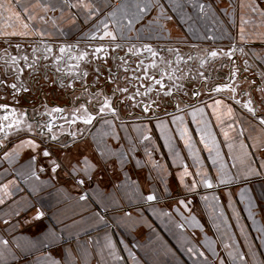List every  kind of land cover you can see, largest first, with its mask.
<instances>
[{
	"label": "crops",
	"instance_id": "obj_1",
	"mask_svg": "<svg viewBox=\"0 0 264 264\" xmlns=\"http://www.w3.org/2000/svg\"><path fill=\"white\" fill-rule=\"evenodd\" d=\"M85 38L231 44L239 83L162 113L75 91L94 116L69 138L6 103L0 264H264V0H0L14 70Z\"/></svg>",
	"mask_w": 264,
	"mask_h": 264
},
{
	"label": "flooded vegetation",
	"instance_id": "obj_2",
	"mask_svg": "<svg viewBox=\"0 0 264 264\" xmlns=\"http://www.w3.org/2000/svg\"><path fill=\"white\" fill-rule=\"evenodd\" d=\"M180 44L89 41L86 38V40L70 45L75 50L70 49V51L79 53L81 50L84 56H91L95 61L90 65H96L97 70L103 73L99 77H96L95 73L92 74L93 78L96 77L95 85L88 87L100 89L97 93H104L99 96L95 95L96 99L92 101L95 103L120 102L133 114L147 110L162 113L168 107L188 105L195 100L230 89L229 86H237L239 82L236 78L235 59L240 54L235 47L230 46L231 44L227 43L230 47L219 43L214 45ZM87 46L93 49H86ZM54 47H45V52L46 50L51 52ZM66 48V45L61 48L63 56H65ZM14 49L22 50V56L27 50L26 47L18 45L14 46ZM16 57L18 56L10 53L0 54V59H6L13 66L18 62ZM230 58L234 61L228 82L224 76H227L225 73L229 70L227 64L231 62ZM103 64L106 65L104 66L106 71L100 67ZM3 65L0 63V69ZM99 83L101 85H98ZM0 87L4 88L3 85ZM7 90L15 93L17 86L7 85ZM73 100H76L75 108L67 118L62 116L57 118L53 115L41 121L35 116V131L41 135L51 134L52 131L65 135L67 132L68 138L70 135H75L76 123L79 124L84 120V115L91 113L94 116V113L86 106L78 107L80 101H85L83 98L77 96ZM15 125L23 129L19 123L10 127ZM3 134L4 126L0 123V139Z\"/></svg>",
	"mask_w": 264,
	"mask_h": 264
},
{
	"label": "water",
	"instance_id": "obj_3",
	"mask_svg": "<svg viewBox=\"0 0 264 264\" xmlns=\"http://www.w3.org/2000/svg\"><path fill=\"white\" fill-rule=\"evenodd\" d=\"M62 46H55L51 52H48V50L45 52V49L41 48L36 54L25 60L24 67L26 70L20 68L18 71L8 73L6 69L2 72V69H0V86H17L15 93L8 92L5 88L0 87V112L1 107L12 110L6 103L20 107L22 106V102L27 105L36 104L37 118L41 119V121L53 115H56L57 118L60 116L67 118L73 112L75 102L71 93L84 90L83 87L85 86L95 85L96 77L103 75V73L97 70L96 65H90L91 62L95 61L94 58L84 56L81 50L79 53L72 52L75 50L71 46L66 45V53L63 56L61 54ZM32 49L36 50V48ZM70 49L73 50L70 51ZM86 49L93 48L87 46ZM229 61H231L227 64L229 70L225 73L227 76H224L228 82L234 60L230 58ZM235 62H237L236 59ZM104 66L106 65L103 64L100 67L106 71ZM90 70L92 72H89ZM249 71L251 73L254 72L252 68H249ZM93 73L96 74L94 78ZM8 80H11V82H8ZM246 81L255 82V79L249 72H247ZM260 105L264 109V97L260 100ZM21 108L22 110L27 109L28 112L30 111L26 106ZM55 109H60V111H55Z\"/></svg>",
	"mask_w": 264,
	"mask_h": 264
},
{
	"label": "rangeland",
	"instance_id": "obj_4",
	"mask_svg": "<svg viewBox=\"0 0 264 264\" xmlns=\"http://www.w3.org/2000/svg\"><path fill=\"white\" fill-rule=\"evenodd\" d=\"M200 28H202V31H203V27L201 26V27H199V29ZM197 29H198V27H197ZM172 30V29H171ZM93 39H96V38H93ZM83 40H86V38L85 39H83ZM16 45H18V44H6V43H3V44H0V54H4V53H10V54H13V55H16V56H19L20 55V57L22 58V51H18V50H16V49H14V46H16ZM19 45H21V44H19ZM167 45H181V44H167ZM21 46H24V47H26L27 48V50H28V45H21ZM69 47H70V45H68ZM0 63H2V64H4L3 65V67H2V71L3 70H5L6 69V71L8 72V73H12V72H14V71H18V69L17 70H14L13 68H11V66H10V63L6 60V59H0ZM24 62L21 60V64H23ZM10 80H8V82H9ZM87 82L89 83V81L87 80ZM102 83V82H101ZM89 85V84H88ZM98 85H101L100 83L98 84ZM6 90H7V86L6 87H4ZM84 88V90L85 89H87L88 88V86H85V87H83ZM74 93L75 92H73V93H71V95H74ZM101 94H104V93H99L98 95H101ZM74 97V96H73Z\"/></svg>",
	"mask_w": 264,
	"mask_h": 264
},
{
	"label": "snow or ice",
	"instance_id": "obj_5",
	"mask_svg": "<svg viewBox=\"0 0 264 264\" xmlns=\"http://www.w3.org/2000/svg\"><path fill=\"white\" fill-rule=\"evenodd\" d=\"M9 11L11 12L12 10L9 9ZM25 27H26V25H25ZM15 34H16V33H13V35H15ZM105 35H106V36H111L112 39H115V38H116L111 32H106ZM213 55H215V53H213ZM13 87H15V86L13 85ZM249 110L251 111V109H249ZM55 111H60V109H55ZM4 119H7V117H4ZM90 122H91L90 119L85 121V123H90ZM49 131H51L50 128H49ZM44 154H45L46 156L49 155V153H47V152H45ZM209 187H211L210 184H209ZM148 199H149V200H152V199H154V197L149 196Z\"/></svg>",
	"mask_w": 264,
	"mask_h": 264
}]
</instances>
